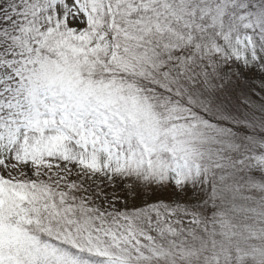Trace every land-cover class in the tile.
<instances>
[{
  "label": "snow or ice",
  "instance_id": "1",
  "mask_svg": "<svg viewBox=\"0 0 264 264\" xmlns=\"http://www.w3.org/2000/svg\"><path fill=\"white\" fill-rule=\"evenodd\" d=\"M0 264H264V0H0Z\"/></svg>",
  "mask_w": 264,
  "mask_h": 264
}]
</instances>
